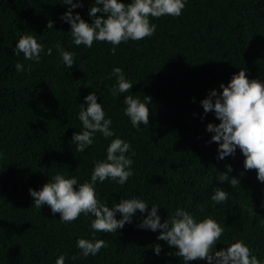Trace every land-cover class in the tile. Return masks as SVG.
<instances>
[{"label": "trees", "instance_id": "obj_1", "mask_svg": "<svg viewBox=\"0 0 264 264\" xmlns=\"http://www.w3.org/2000/svg\"><path fill=\"white\" fill-rule=\"evenodd\" d=\"M77 2L82 6L72 9L73 15L92 24L95 0ZM69 8L63 0H0V264H55L60 255L64 264H184L174 246L157 239L161 229L140 227L152 205L161 223L177 208L198 221L211 216L224 229L215 251L242 240L264 261V182L255 169H245L239 148L218 158L219 145L207 125L220 121L201 104L213 89L221 93V83L227 85L241 69L249 80L264 83V0H186L180 16L150 17L154 35L122 42L115 54L108 42L75 45L71 25L62 19ZM23 34L44 46L39 62L15 54ZM58 42L74 53L71 68ZM18 62L22 72L16 71ZM115 67L133 86L114 97ZM90 92L111 119L114 136L97 132L93 144L77 152L72 137L83 130L78 114ZM127 95L146 104L145 96L151 97L149 123L139 130L125 115ZM117 137L131 145L126 155L133 160V175L123 185L110 178L97 181V199L111 208L121 199L138 198L147 203L146 212L137 210L123 228L104 233L91 229V215L64 223L47 204L35 207L29 189L40 190L57 173L90 182L94 162L106 160L107 147ZM223 173L239 184L233 188L221 181ZM215 188L228 192L226 202L211 200ZM116 219H122L119 212ZM93 235L107 247L84 257L77 240Z\"/></svg>", "mask_w": 264, "mask_h": 264}, {"label": "clouds", "instance_id": "obj_2", "mask_svg": "<svg viewBox=\"0 0 264 264\" xmlns=\"http://www.w3.org/2000/svg\"><path fill=\"white\" fill-rule=\"evenodd\" d=\"M63 3L71 5L64 13L62 19L71 25L70 35L73 43L77 46L85 45L91 48L95 41L108 42L113 45L111 51L115 54L116 46L129 40L140 41L154 35L156 25L150 22V17L162 16L178 17L182 14L186 0H131L123 3L121 0H95L89 15L94 17V22L89 24L81 18L79 13L73 15L72 9L82 6L73 0H63ZM102 5V7H100ZM104 13L105 16H97ZM53 22L49 21L47 28H52ZM56 48L66 67L71 68L74 64V53L65 51L60 43ZM44 46L38 43L33 35H20L15 45V54H23L25 60L39 62L40 53ZM48 49L47 54H51ZM16 71L24 70L21 63L16 64ZM112 74L117 78V86L110 89L115 97L119 93H126L133 84L125 79V73L120 67H115ZM221 93L213 89L209 95L201 101L205 113L214 111L219 119V124L209 123L207 130L214 133L211 137L213 142L218 143V158L233 155L237 148L245 157V169L257 171V178L264 182V83L257 79L249 80L245 69L233 74L227 85L221 83ZM213 98L215 100L213 101ZM87 107L80 106L78 118L82 123L83 130L73 133L72 142L77 145V152H83L93 144V136L100 132L105 138L114 136L110 129L111 119L105 118V112L101 103L97 102L95 93L90 92L85 96ZM147 104L133 95L124 97L125 115L130 118L133 127L139 130L140 125H148L149 108L151 97L145 96ZM131 145L121 138L111 140L107 147L106 160L94 162L91 173V181L78 183L75 177L66 178L57 173L45 183L40 190L29 189L34 198V205L40 209L47 204L52 213H59L64 223H70L80 217L91 215V229L95 232L113 233L118 228H123L125 223L131 222V217L137 210L141 213L147 211V203L138 198L121 199L113 207L102 203L97 199L94 185L97 181L103 183L111 179L123 185L133 175L131 165L133 160L126 155ZM135 155V152H132ZM228 172L232 171L230 165ZM219 179L228 180L234 188L239 181L233 177L229 180L227 173H223ZM78 185V188L74 186ZM228 192L221 188H215L211 200L216 204L226 202ZM158 207L152 205L151 211L144 217L140 227L152 231L161 229L158 240L166 241L174 246L176 255L183 258L184 264L188 261L207 260L208 264H264V261L252 254V250L242 241L235 240L226 248L215 251V245L224 232L220 224L211 216L197 220L193 214L183 208H177L173 215L161 223L157 213ZM119 212L122 219H116ZM77 247L84 257L95 256L102 248L107 247L105 240L93 238H78ZM154 251L159 254L161 246L157 244ZM77 259L76 256L72 257ZM65 256L57 257L55 264H64Z\"/></svg>", "mask_w": 264, "mask_h": 264}]
</instances>
